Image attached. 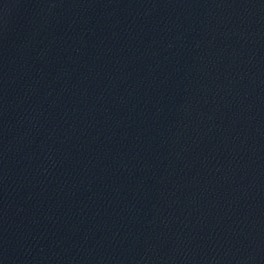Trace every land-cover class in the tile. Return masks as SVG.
Listing matches in <instances>:
<instances>
[{
    "label": "water",
    "instance_id": "1",
    "mask_svg": "<svg viewBox=\"0 0 264 264\" xmlns=\"http://www.w3.org/2000/svg\"><path fill=\"white\" fill-rule=\"evenodd\" d=\"M0 264H264V0H0Z\"/></svg>",
    "mask_w": 264,
    "mask_h": 264
}]
</instances>
